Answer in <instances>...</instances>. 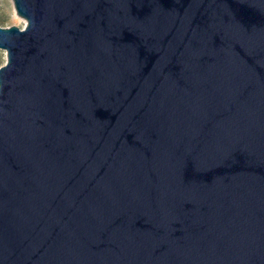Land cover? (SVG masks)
Returning a JSON list of instances; mask_svg holds the SVG:
<instances>
[{
	"label": "water",
	"instance_id": "95a60500",
	"mask_svg": "<svg viewBox=\"0 0 264 264\" xmlns=\"http://www.w3.org/2000/svg\"><path fill=\"white\" fill-rule=\"evenodd\" d=\"M0 264H264V0H11Z\"/></svg>",
	"mask_w": 264,
	"mask_h": 264
},
{
	"label": "rangeland",
	"instance_id": "374dc122",
	"mask_svg": "<svg viewBox=\"0 0 264 264\" xmlns=\"http://www.w3.org/2000/svg\"><path fill=\"white\" fill-rule=\"evenodd\" d=\"M11 25L22 28L24 21L15 14L11 0H0V26L8 27ZM4 61V51L0 50V65H2Z\"/></svg>",
	"mask_w": 264,
	"mask_h": 264
}]
</instances>
